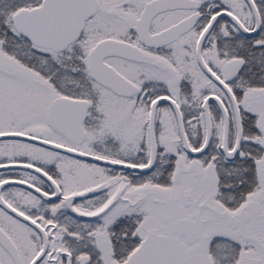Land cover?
<instances>
[{
  "label": "snow or ice",
  "instance_id": "obj_1",
  "mask_svg": "<svg viewBox=\"0 0 264 264\" xmlns=\"http://www.w3.org/2000/svg\"><path fill=\"white\" fill-rule=\"evenodd\" d=\"M0 264H264V0H0Z\"/></svg>",
  "mask_w": 264,
  "mask_h": 264
}]
</instances>
